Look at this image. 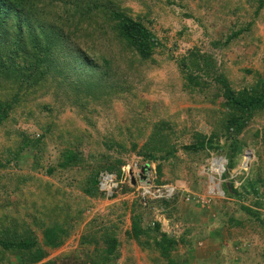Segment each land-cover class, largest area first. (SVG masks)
Wrapping results in <instances>:
<instances>
[{"label":"rangeland","instance_id":"rangeland-1","mask_svg":"<svg viewBox=\"0 0 264 264\" xmlns=\"http://www.w3.org/2000/svg\"><path fill=\"white\" fill-rule=\"evenodd\" d=\"M99 2L155 35L150 59L132 55L115 21L97 14L73 43L84 70L67 49L63 76L41 82L0 63V240L37 239L44 252L30 262L32 251L0 246V264H264V109L232 166L226 157L227 122L242 115L227 95L252 98L241 95L264 81V0ZM41 8L15 9L0 57L23 43L12 44L18 25L26 35L29 22L51 18ZM200 142L215 149L183 148ZM213 160L226 163L221 195L208 191ZM117 165V188L88 194L92 177ZM148 187L172 194L153 199ZM50 229L57 248L44 241Z\"/></svg>","mask_w":264,"mask_h":264},{"label":"trees","instance_id":"trees-1","mask_svg":"<svg viewBox=\"0 0 264 264\" xmlns=\"http://www.w3.org/2000/svg\"><path fill=\"white\" fill-rule=\"evenodd\" d=\"M41 6L43 8V10L41 8V13L51 14V18L46 19L44 17L42 19V16H40L39 19H34L29 22V26H26V35L25 33L22 34L21 27L27 23L24 22L18 25L20 29L15 30V33L18 32V34L16 37L13 36L15 40L12 44L18 46L20 40H23V43H19L21 46L16 47L17 50H14L12 55L5 54L7 56L0 57L1 64L6 65L7 68L16 67L15 71L19 72V76L18 73L17 76L22 81L26 80L29 84L33 78L41 82L48 76H52L56 73L63 76L64 73L60 70L59 59L65 56L66 49L68 50V54H70L69 57L71 61L76 62L77 68L84 70L85 65L81 64L79 61L80 58L75 54V52L80 53V51L75 50L73 43L77 38V33L79 31L80 33L83 32V24L86 22L89 24L93 15L102 14L103 18H106L107 21L113 19L116 23L115 29L113 30L117 37L121 43L133 53L132 55L135 53L141 61L150 59L154 47L158 45V40L155 38V35H153L142 22L133 19L122 11L115 10L113 7L110 8V6L102 5L99 0H0V38L5 36L12 39L10 31L12 25H10L9 22L13 15L16 14L15 9L18 11L22 9L38 10ZM17 38L21 39L18 41ZM19 51L21 52L18 54ZM25 51L27 56L21 60L20 64L15 65L17 58L25 55ZM89 68L93 70V68L95 69L96 67L92 68L89 66ZM84 72L89 74V71ZM103 75L109 77V70L108 73L106 72ZM81 78H79V81ZM80 84L83 83L80 81ZM89 85L92 86V84ZM94 87H99V84ZM241 97L252 98L245 99L231 94L227 95L232 107L242 112L240 117L236 116L229 119L226 125V135L230 137V140L227 139L229 140V145L226 157L230 166L233 164L234 155L239 151V138L246 129L247 123L254 113L264 109V81L261 83L259 90L255 91L250 96L241 95ZM183 148L185 151L193 153L215 149L212 143L207 145L204 142L185 146ZM170 156L172 155L168 154L163 160L168 161ZM74 158L72 159V155H67V159H72L69 161L70 164L71 162L77 161ZM145 158L149 163L157 161L156 156L152 153L146 154ZM160 165L161 164L158 166V170L162 167ZM122 169H124L123 165L121 167L117 165L116 167L108 168L104 172L110 174L114 170H118L117 176L122 177ZM99 175L92 177L93 186L88 189V194L93 195L94 192V195H99ZM140 233V231H135V235L138 237L141 235ZM54 234V230L50 229L45 231L43 236L44 241L51 248H57L60 245V238L58 240L57 236ZM0 246L4 250L18 249L20 251H32V255L29 257L30 262L44 257V252L41 251L37 239H32L27 243L21 244L5 243L0 240Z\"/></svg>","mask_w":264,"mask_h":264},{"label":"built area","instance_id":"built-area-1","mask_svg":"<svg viewBox=\"0 0 264 264\" xmlns=\"http://www.w3.org/2000/svg\"><path fill=\"white\" fill-rule=\"evenodd\" d=\"M99 181H100L99 185H100L101 190L106 191L108 193H111V190L115 189V187L117 188L118 186L116 183V178L113 175L108 174V173L101 175ZM164 188L161 190L158 189L155 193L151 192V187L144 188L142 194L143 195L150 194L151 196L154 197L153 199H162V198H165L164 196L167 197V194L168 195L172 194V192L170 191V188L168 187L165 188L167 191L166 193H164Z\"/></svg>","mask_w":264,"mask_h":264},{"label":"bare ground","instance_id":"bare-ground-1","mask_svg":"<svg viewBox=\"0 0 264 264\" xmlns=\"http://www.w3.org/2000/svg\"><path fill=\"white\" fill-rule=\"evenodd\" d=\"M226 163L224 160H213L211 163H210V168L212 169L213 171V175L216 174V177H213L211 176L209 178V193L210 194H218V195H221V189H220V183H221V180L219 179L223 173H224V167H225Z\"/></svg>","mask_w":264,"mask_h":264},{"label":"water","instance_id":"water-1","mask_svg":"<svg viewBox=\"0 0 264 264\" xmlns=\"http://www.w3.org/2000/svg\"><path fill=\"white\" fill-rule=\"evenodd\" d=\"M145 171V169H143V172Z\"/></svg>","mask_w":264,"mask_h":264},{"label":"clouds","instance_id":"clouds-1","mask_svg":"<svg viewBox=\"0 0 264 264\" xmlns=\"http://www.w3.org/2000/svg\"><path fill=\"white\" fill-rule=\"evenodd\" d=\"M134 182V181H133Z\"/></svg>","mask_w":264,"mask_h":264}]
</instances>
